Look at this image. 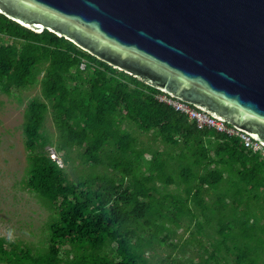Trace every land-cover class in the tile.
I'll use <instances>...</instances> for the list:
<instances>
[{
    "label": "trees",
    "instance_id": "16d2710c",
    "mask_svg": "<svg viewBox=\"0 0 264 264\" xmlns=\"http://www.w3.org/2000/svg\"><path fill=\"white\" fill-rule=\"evenodd\" d=\"M37 86L24 112L25 187L51 212L47 248L0 238V262L264 264V155L198 130L154 99L159 90L0 13V87ZM179 229L186 237L174 242Z\"/></svg>",
    "mask_w": 264,
    "mask_h": 264
},
{
    "label": "water",
    "instance_id": "95a60500",
    "mask_svg": "<svg viewBox=\"0 0 264 264\" xmlns=\"http://www.w3.org/2000/svg\"><path fill=\"white\" fill-rule=\"evenodd\" d=\"M0 13L264 147V0H0Z\"/></svg>",
    "mask_w": 264,
    "mask_h": 264
},
{
    "label": "rangeland",
    "instance_id": "374dc122",
    "mask_svg": "<svg viewBox=\"0 0 264 264\" xmlns=\"http://www.w3.org/2000/svg\"><path fill=\"white\" fill-rule=\"evenodd\" d=\"M35 97L41 98L38 86L12 89L10 94L0 87V238L5 239V246L12 242L20 247L27 245L33 250L38 247L45 252L47 222L51 219V212L25 187L28 152L24 146V112L29 101ZM45 130L49 140H54L55 128L50 119L46 122ZM134 134L144 147L152 144V133L141 135L134 130ZM47 151L51 159L62 167L63 163L53 149L47 148ZM67 169L70 180L74 181L77 170L73 164ZM183 232L176 230L171 240L175 242L185 238Z\"/></svg>",
    "mask_w": 264,
    "mask_h": 264
},
{
    "label": "built area",
    "instance_id": "2783aa9c",
    "mask_svg": "<svg viewBox=\"0 0 264 264\" xmlns=\"http://www.w3.org/2000/svg\"><path fill=\"white\" fill-rule=\"evenodd\" d=\"M87 62L82 59L80 63V70H84ZM154 99L159 103H163L171 107L175 112L183 115L190 123H193L198 130L210 129L220 134H225L229 137H238L245 148L251 149L252 152H259L264 155V147L256 141H253L248 135L242 133L233 126L221 122L209 114L185 103L178 99L168 96L165 93L157 94Z\"/></svg>",
    "mask_w": 264,
    "mask_h": 264
}]
</instances>
